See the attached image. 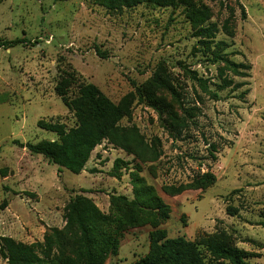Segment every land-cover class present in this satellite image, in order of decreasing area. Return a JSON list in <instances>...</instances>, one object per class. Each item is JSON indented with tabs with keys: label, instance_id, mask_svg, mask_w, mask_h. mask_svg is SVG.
<instances>
[{
	"label": "rangeland",
	"instance_id": "374dc122",
	"mask_svg": "<svg viewBox=\"0 0 264 264\" xmlns=\"http://www.w3.org/2000/svg\"><path fill=\"white\" fill-rule=\"evenodd\" d=\"M191 2L208 9L228 60L250 68L245 79L228 73L244 84L238 90L218 91L222 65L195 36L188 5L109 14L94 0H0V40L22 41L0 49V237L43 242L50 230L64 229L76 196L118 220L110 198L132 200V182L140 180L168 207V219L114 226L116 250L104 264L146 257L155 231L191 242L218 235L246 264H264V0ZM226 20L232 36L222 31ZM63 71L127 111L118 123L126 145L103 142L79 175L14 143L54 141L40 121L74 126L54 92ZM207 174L214 183L202 189Z\"/></svg>",
	"mask_w": 264,
	"mask_h": 264
},
{
	"label": "trees",
	"instance_id": "16d2710c",
	"mask_svg": "<svg viewBox=\"0 0 264 264\" xmlns=\"http://www.w3.org/2000/svg\"><path fill=\"white\" fill-rule=\"evenodd\" d=\"M109 14H120L124 10L140 5L165 7L188 5L189 21L195 29V36L204 48L211 51L212 62L221 64L219 70L220 84L218 91L230 88L238 90L243 83L234 84L228 78V73L234 77L248 78V66L235 64L224 54L225 44L216 41L219 32L215 24H210L209 11L206 7H195L191 0H94ZM226 20L222 31L232 36V25ZM21 40L5 42L0 40V49H7L21 44ZM199 87L211 97L216 94L207 90L204 80H195ZM171 94L176 93L169 89ZM56 96L62 104L73 114L74 126L67 129L58 123H44L37 126L53 133L54 141H41L36 144H20L31 155L42 156L48 164L64 169L73 175H79L85 170L92 151L103 142L126 145L125 138L118 135V123L127 115L126 108L112 104L93 85L79 82L74 72H61L54 87ZM247 92H242L243 96ZM150 106L159 109L158 102L147 96ZM0 100V103H3ZM214 146L211 151L215 152ZM214 159V158H213ZM122 162L116 160V165ZM123 165V164H122ZM126 165V164H124ZM133 199L112 196L111 204L118 216V220L102 215L87 199L76 196L65 208V226L62 231L50 230L43 242L24 245L11 238L0 237V256L6 264H104L109 254L116 250V225L131 227L142 226L147 223V216H154L157 221L168 219V207L155 195L151 187L143 185L140 180L133 182ZM214 178L209 174L200 185L202 189L211 186ZM225 212L235 217L237 209L227 206ZM50 234V235H48ZM76 237V238H75ZM205 254V255H204ZM133 264H246L244 254L231 246L220 236H203L191 242L184 237L167 239L164 231L151 234L149 253Z\"/></svg>",
	"mask_w": 264,
	"mask_h": 264
}]
</instances>
